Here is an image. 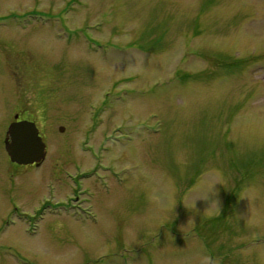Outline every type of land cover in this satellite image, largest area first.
<instances>
[{"label": "rangeland", "instance_id": "374dc122", "mask_svg": "<svg viewBox=\"0 0 264 264\" xmlns=\"http://www.w3.org/2000/svg\"><path fill=\"white\" fill-rule=\"evenodd\" d=\"M0 264H264V0H0Z\"/></svg>", "mask_w": 264, "mask_h": 264}, {"label": "water", "instance_id": "95a60500", "mask_svg": "<svg viewBox=\"0 0 264 264\" xmlns=\"http://www.w3.org/2000/svg\"><path fill=\"white\" fill-rule=\"evenodd\" d=\"M4 147L10 161L17 164L38 163L44 158L45 144L32 121L10 123L4 138Z\"/></svg>", "mask_w": 264, "mask_h": 264}, {"label": "flooded vegetation", "instance_id": "af4514ba", "mask_svg": "<svg viewBox=\"0 0 264 264\" xmlns=\"http://www.w3.org/2000/svg\"><path fill=\"white\" fill-rule=\"evenodd\" d=\"M15 115H17V117L16 118H14V116ZM22 119H26V120H32V121H35L33 118H32V116H30L29 114H28V112H26V111H17V112H15L14 114H13V120H22ZM12 120V121H13ZM11 122V121H10ZM10 122L7 124V126L10 124ZM6 132V131H5ZM40 134H41V132H40ZM41 136H42V138L44 137V135H42L41 134ZM46 143V142H45ZM45 150H47V147H45ZM47 153V152H46ZM45 158H46V154H45ZM45 158L41 161V163L40 164H38V165H36V164H28V165H17V164H15V163H12L13 165H17V166H22L23 168L25 167V166H30V167H39L43 162H44V160H45ZM74 192H75V190H74ZM85 203L86 201H81L80 203H78V204H74L73 202H72V199H69V200H67V201H65V202H63V203H58V202H55V203H48V202H44V205H42L41 206V208H39L38 210H36V212L34 213V214H32V215H34L33 217H37V213L38 212H40V211H44V209L46 208V209H48V211L50 212L49 213V215H51V214H55L56 213V211L57 210H59L60 209V211H63L62 213H64L65 215H67V212L69 211V210H72L69 214L72 216V217H74V214L76 213V212H84V211H86V208H91L92 206L91 205H87V207L86 206H83L81 203ZM13 211H11L12 213H11V215L12 214H14L13 215V217H18V216H25L24 218H29L30 216L27 214V213H25L24 211H23V209H20V210H17V208L14 206L13 208ZM33 211H35L34 209H32ZM11 215H9L8 216V218H10L11 217ZM29 216V217H28ZM52 216V215H51ZM70 216V217H71ZM32 233H33V231H32Z\"/></svg>", "mask_w": 264, "mask_h": 264}]
</instances>
